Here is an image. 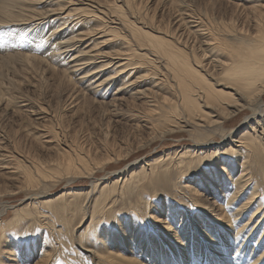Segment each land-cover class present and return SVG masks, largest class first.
<instances>
[{"label":"bare ground","instance_id":"1","mask_svg":"<svg viewBox=\"0 0 264 264\" xmlns=\"http://www.w3.org/2000/svg\"><path fill=\"white\" fill-rule=\"evenodd\" d=\"M234 1L251 25L185 0H168L174 25L142 0H0L4 110L47 75L64 108L78 100L71 112L145 130L138 147L178 132L190 141L129 171L123 151L104 161L77 135L61 139L57 108H29L45 121L32 135L49 159L0 124V204L12 211L0 264H264V0ZM19 97L27 111L30 97ZM112 167L119 177H100ZM60 181L52 199L31 193Z\"/></svg>","mask_w":264,"mask_h":264},{"label":"rangeland","instance_id":"2","mask_svg":"<svg viewBox=\"0 0 264 264\" xmlns=\"http://www.w3.org/2000/svg\"><path fill=\"white\" fill-rule=\"evenodd\" d=\"M142 1L144 5L148 7L150 10H152L153 12L156 11L158 16H162V18H165L167 21L172 20V25H174L176 21L175 17L178 11L176 10L177 8L173 9V7H170L168 0H142ZM185 3L188 5L189 8L195 9V11H197L196 12L197 14H199L200 12H208L210 15L214 17H226L229 19L232 18L239 26L244 25L247 27L252 23L248 21L246 18V14H247L246 10H244V8L242 9V6L239 7V5L234 0L226 4H221L213 0H185ZM84 45H86V43ZM44 79H45L44 81L42 80V84H43L42 87L39 86L34 89L30 86L25 85L23 86L22 91L15 92L16 96L18 95L17 100L20 101L19 102L20 104H18L19 106L17 107L18 110L15 109L16 107L14 108V106H12L11 109L8 108L7 110L6 109L4 110L3 106L0 104L1 127L3 128V126H5L4 129L6 131H10V132L12 131L11 134L15 137V139H10V138L9 139L14 141L18 140V142H20V144H22V146L26 148H30L32 146L34 150L37 151L36 153H38L39 151L38 154L42 156L41 158L49 159L51 156H53L52 152H49L46 148H44V146L38 143L34 139V136L32 135L33 130L34 131L36 130L35 126L37 127L39 125L40 127H42L41 125L44 124L45 121H43L42 119H41L42 121L36 119L37 114H34L36 110L35 112H32V110L30 109H36L38 108V106H42V105H43L42 107L44 108L47 107V109H51V110L57 108L58 115L55 117V119H53V124L55 126L64 125L63 127L65 128V130L61 132L62 134L60 135L61 139H63V135H68V136L77 135L78 138L80 137L79 138L80 144L82 142V145L84 144L85 147L86 145H88L87 147H90V149L92 148L93 152L96 153L98 157L102 158L104 161L106 160L107 152L110 148L111 149L109 150V152L123 151V157L125 156V162L122 164L121 167H119L120 169L121 168L124 169L125 167H128L127 169L131 171L135 168L133 167L134 165L132 164L136 163V165H141L143 162L155 158L156 156L160 155L163 151L167 149L179 147L178 144L180 142H184V143L190 142L185 132H178L175 135L171 134L164 139H160V140L158 139L152 141V143L146 146L138 147V145L141 144L142 141L148 139V135L145 130L135 127V123L133 121H130L128 118L121 115L116 117L114 115L111 116V114L104 116V119H102L101 114L97 113L96 111L92 113L93 114L91 116L92 118H90V116L87 115L86 109H84L83 111L79 109L76 111V113H74V111L71 112L72 109H75L80 105L78 100H74L73 104H70L66 108H64L63 102L59 103V101H57L58 100L56 93L57 90L54 84L52 83V81L47 78V75L44 76ZM21 95L27 96L28 99L30 97V100L32 101V103L29 104L27 111H26V107L23 108L21 106L23 103H25L24 101H22L24 97L22 98L19 97ZM13 109L15 113L12 111ZM19 109L21 110L19 111ZM61 115H62V119H61ZM82 116L84 118L83 122H82ZM105 122L106 124H104ZM245 127L246 125L243 124V118H239L235 121V124L233 126L235 139H239L240 133L243 131V128ZM27 130L30 131V134L28 133ZM15 133H17V135ZM50 154L52 155L50 156ZM102 159L97 158V160H102ZM96 163L97 162L94 160L91 161L92 166L95 165ZM119 168L112 167V169L104 173L107 175H104L102 173L103 175H101L100 177L110 176V179H115L120 176L118 173ZM113 171L116 172L114 173ZM111 172H113V174H111ZM81 183L86 184V186L90 185V183L88 182L85 183L84 181L79 182V184ZM66 185H67L66 182H62V181H60V183L55 182L47 187L40 186L36 190H32L31 193L44 194L36 198L37 201L44 199H52L55 196L61 195ZM18 199L10 200V202L19 204L22 200H18ZM10 202L7 203L4 202V204L8 205ZM148 211L152 214L158 215L156 212L152 210H148ZM11 213H12L11 209L4 212L2 209V204H0V221L2 220V218H8L11 215ZM165 215L166 213H163V216ZM151 222H152V218H151ZM149 228L147 230V232H151L149 234L157 233L160 230L156 225H153L152 223L151 225H149ZM80 250L82 253H86L87 255H89L88 252H86L85 250L82 249Z\"/></svg>","mask_w":264,"mask_h":264},{"label":"snow or ice","instance_id":"3","mask_svg":"<svg viewBox=\"0 0 264 264\" xmlns=\"http://www.w3.org/2000/svg\"><path fill=\"white\" fill-rule=\"evenodd\" d=\"M43 43H45V40L43 38H41L40 44H43ZM40 44H37V47H40ZM233 238L236 239L235 237H233ZM240 239L242 240V237ZM237 246H238V244H237Z\"/></svg>","mask_w":264,"mask_h":264}]
</instances>
